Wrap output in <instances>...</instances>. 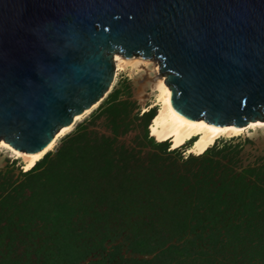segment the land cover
Listing matches in <instances>:
<instances>
[{"label": "water", "instance_id": "water-1", "mask_svg": "<svg viewBox=\"0 0 264 264\" xmlns=\"http://www.w3.org/2000/svg\"><path fill=\"white\" fill-rule=\"evenodd\" d=\"M115 55L157 62L187 119L264 121V0H0V141L47 147L104 98Z\"/></svg>", "mask_w": 264, "mask_h": 264}, {"label": "trees", "instance_id": "trees-1", "mask_svg": "<svg viewBox=\"0 0 264 264\" xmlns=\"http://www.w3.org/2000/svg\"><path fill=\"white\" fill-rule=\"evenodd\" d=\"M154 116L150 112L146 127ZM159 146L162 155H151L145 164L128 152L116 155L122 154L120 161L130 167L129 186L123 185V191H129L132 202L122 204L123 199L117 196L115 212L118 214L115 216L102 215L99 210L89 208L81 224H68L58 231L45 232L52 236L49 242L46 239L41 243L36 241L35 228L46 229L47 223L48 213L41 205L51 202L54 196L51 182L63 183L64 179L58 175L73 157L68 151L59 150L55 155L50 152L33 169L22 173L27 183L35 186L27 187L25 199L15 207L18 215L25 218V223L15 228H3L4 234L10 232L7 252L14 242L16 247H22L23 252L13 264H104L107 257L102 252L120 250L123 245L130 254L142 257V262L151 256L173 257L189 264H264V160L244 177L225 179L227 174L223 173L214 193L209 197L199 195L202 202L194 213L195 223L188 226L190 237L184 229L188 212L195 203L194 186L184 188L188 170L178 169L176 162L172 165L162 163L169 144L163 142ZM211 153L209 148L200 156L191 155L184 161L180 156L179 160L182 165H190L198 160L197 157L202 158L201 162L210 166L204 178L212 179L214 161ZM106 171L107 180L111 182L114 174L110 168ZM200 183L204 185L207 181ZM103 194L114 200L112 189ZM128 204L135 212L124 216L130 208ZM108 218L114 221L110 223ZM123 218L132 220L131 226L123 224ZM218 218H221L222 227L214 228ZM116 237L118 242L112 247ZM105 244L110 245L109 249ZM8 259L1 247L0 264H7Z\"/></svg>", "mask_w": 264, "mask_h": 264}, {"label": "rangeland", "instance_id": "rangeland-1", "mask_svg": "<svg viewBox=\"0 0 264 264\" xmlns=\"http://www.w3.org/2000/svg\"><path fill=\"white\" fill-rule=\"evenodd\" d=\"M151 67L152 65L149 66V69ZM145 77L146 72L144 70L133 71L132 73L120 71L107 98L90 114L77 122L73 129L62 137L51 150L52 155H55L59 150L68 151L73 158L58 175L60 179H64L63 183L60 185L54 181L51 182L54 186V196L51 202H46L49 201L46 200L45 204H40L48 215L46 216V229L38 230L35 228L37 242H44V239L51 240L52 236L46 235L45 232H53V229L58 231L68 224L75 226L81 224V219L89 208L99 210L102 215L107 213V216L117 215L118 213L115 212L117 211L115 210L118 203L117 196L123 199L122 204L132 202L129 191H123V185L129 186L128 172L130 167H125L124 163L120 161L123 157L122 154L118 157L116 155L128 152L140 159L143 164L153 154L162 155L160 143L151 137L149 126L146 127L148 115L150 112L155 114L157 107L154 106V94L151 85ZM189 144L182 146L173 153L168 148L167 153L163 155L162 163L172 165L176 162L178 169L188 170L186 173L188 181L184 188L194 186V191L190 190L196 194L193 198L195 203L191 206L185 220L186 228L184 231H187L191 237L189 227L195 223L194 213L199 209L197 205L200 201L202 202L198 198L199 195L209 197L211 193H214L223 173L227 174L225 179L239 175L244 177L251 174V169L258 167L263 162L264 130L251 131L244 136L229 140H218L210 148L212 149L210 156L214 161L212 179L204 178L210 166L207 162H201L202 158L200 157H197L198 160L190 165L181 164L180 156L183 161L191 156L185 154V148ZM107 168H110L114 174L111 182L106 177ZM22 173L25 172L22 170L19 160H14L7 152H0V249L2 247L4 255L9 256L6 261L7 264L15 263L18 260L17 256L23 251L22 247H16L17 243L14 242L15 244L12 243V247L7 252L6 245L9 243L8 234L10 232L7 231L4 234L3 228H15V226L25 223V218L22 219L18 215L15 207L25 199L27 187L34 188L35 186L32 183H27L28 181L22 176ZM200 181H207V183L201 185ZM111 183L113 186H110ZM21 187L23 188L21 189ZM108 189L114 191L113 201L107 199L103 194ZM98 194L101 197L97 196ZM129 207L124 216L135 212V208ZM108 220L110 223L114 221L113 218H108ZM121 221L128 226L132 224V220L127 218H123ZM220 221L221 218L215 220L214 228L222 227ZM41 224L38 223L37 225L42 226ZM115 239V242L111 244L112 247L118 242V238ZM105 245L109 249L110 245ZM107 251L102 252L107 257L104 264H189L173 257L153 258L151 256L146 257V262H142V257L130 254V250L124 245L120 250L111 249V252Z\"/></svg>", "mask_w": 264, "mask_h": 264}, {"label": "bare ground", "instance_id": "bare-ground-1", "mask_svg": "<svg viewBox=\"0 0 264 264\" xmlns=\"http://www.w3.org/2000/svg\"><path fill=\"white\" fill-rule=\"evenodd\" d=\"M113 61L115 76L104 98L82 115L76 116L71 125L61 128L56 133L54 140L47 147L39 152L26 154L25 152L13 149L4 141H0V152H7L14 160H19L24 172L33 169L37 162L50 152L57 142L73 129L77 122L81 121L99 106L111 91L120 71L132 73L133 71L144 70L146 72L145 79L151 85V90L154 94V106L157 107L155 116L149 124V132L156 142H168L170 150L179 149L190 143L185 148V154L200 156L209 148L213 147L218 140H229L244 136L251 131L264 130V121L259 120L250 122L244 127L235 128L233 125L215 127L204 122L202 119L194 121L187 119L172 108L170 104L171 89L168 88V85H164L165 75L161 72L159 74V65L157 62L151 59L146 60L142 57L124 58L121 55H115ZM151 65L152 67L149 69Z\"/></svg>", "mask_w": 264, "mask_h": 264}]
</instances>
